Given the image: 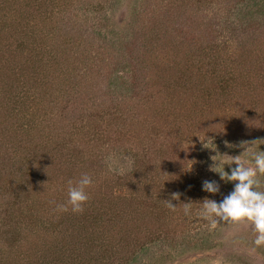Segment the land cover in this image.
Instances as JSON below:
<instances>
[{
  "label": "rangeland",
  "instance_id": "rangeland-1",
  "mask_svg": "<svg viewBox=\"0 0 264 264\" xmlns=\"http://www.w3.org/2000/svg\"><path fill=\"white\" fill-rule=\"evenodd\" d=\"M252 141L264 0H0V264H264L250 225L200 214L234 189L211 157ZM85 173L83 213L57 211Z\"/></svg>",
  "mask_w": 264,
  "mask_h": 264
},
{
  "label": "clouds",
  "instance_id": "clouds-1",
  "mask_svg": "<svg viewBox=\"0 0 264 264\" xmlns=\"http://www.w3.org/2000/svg\"><path fill=\"white\" fill-rule=\"evenodd\" d=\"M258 141L242 142L241 147L245 150L238 156H228V160H218L216 155L211 157L213 161L210 171L219 175L220 180L234 182V189L219 203L210 199H204L200 214L210 220L214 226L217 222H227L234 225L247 224L251 226L255 236L254 245L264 247V191L258 190L264 183V151L253 150L251 145ZM205 148L216 150V146L211 138L203 143ZM230 146V145H228ZM225 156V155H220ZM228 165L231 169L230 174L224 170ZM235 164V167L232 165ZM123 169H121V172ZM93 185V179L87 174H82L80 179L73 184L68 181L67 201L58 204L56 210L67 212L69 209L74 214H82L84 205L89 200L87 189ZM205 192L216 194L219 192V184L215 181L203 182ZM173 199H179V194H173ZM185 214L190 210V205L184 203ZM173 210L175 206L169 203Z\"/></svg>",
  "mask_w": 264,
  "mask_h": 264
},
{
  "label": "trees",
  "instance_id": "trees-1",
  "mask_svg": "<svg viewBox=\"0 0 264 264\" xmlns=\"http://www.w3.org/2000/svg\"><path fill=\"white\" fill-rule=\"evenodd\" d=\"M216 54H219V52L216 51V52H215V55H216ZM82 67H83V65L81 66V69H82ZM214 67L217 69L216 66H214ZM49 68H50V67H49ZM74 69L77 70L76 67H75ZM78 70H79V69H78ZM212 70H213V69H212ZM52 71L54 72V68H52ZM205 74H206V73H205ZM72 76H73V75H72ZM213 77L216 78L215 75H213ZM49 80H57V83H56V84L59 85V82H60L64 87H67V86H66V83H65L66 80H58L57 77L55 78V75H54L53 78H51V79H49ZM67 80H68V79H67ZM71 80H75L74 76H73V79H71ZM58 81H59V82H58ZM71 83H72V82H71ZM78 94H79V93H78ZM58 99H59V98H57L56 101H57ZM70 102H72V101H65V103H70ZM72 103H73V102H72ZM168 116L170 117L171 115H168ZM154 129L158 130L159 128H154ZM17 194H18V193H17ZM3 195L9 197V193H8L7 191L4 192ZM74 256H75V255H74ZM82 262H83L84 264H87V260H86V259L83 260Z\"/></svg>",
  "mask_w": 264,
  "mask_h": 264
}]
</instances>
